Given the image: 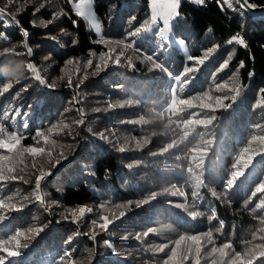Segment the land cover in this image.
Segmentation results:
<instances>
[{
	"label": "trees",
	"instance_id": "16d2710c",
	"mask_svg": "<svg viewBox=\"0 0 264 264\" xmlns=\"http://www.w3.org/2000/svg\"><path fill=\"white\" fill-rule=\"evenodd\" d=\"M83 1L0 0V260L264 264V9Z\"/></svg>",
	"mask_w": 264,
	"mask_h": 264
},
{
	"label": "rangeland",
	"instance_id": "374dc122",
	"mask_svg": "<svg viewBox=\"0 0 264 264\" xmlns=\"http://www.w3.org/2000/svg\"><path fill=\"white\" fill-rule=\"evenodd\" d=\"M149 1V6H150V11L153 15V19L156 21H161L163 23V26H168L170 20L173 18V16L175 15L178 5L182 0H148ZM223 1V5L227 7V5L231 4V0H222ZM237 1V0H236ZM86 2V0H84L83 2H79V4L83 5ZM238 3V1H237ZM80 15H83L85 17V19L88 21L90 27L96 32V34L101 37V34L99 31H97V24L94 18V15L91 11V0H88V2L86 3V5L84 6V9L81 10V12H79ZM46 178H43V181H45ZM83 208V207H79L73 211H71V213L75 212V217L76 218H80V213H79V209ZM85 209V212L82 214V216L86 213H88L87 209ZM74 217V218H75ZM90 221H95V220H91V218H89ZM66 222H72L75 223V227L77 228V224L76 221H71L69 219H66ZM80 231L81 234V230L78 228V232Z\"/></svg>",
	"mask_w": 264,
	"mask_h": 264
},
{
	"label": "snow or ice",
	"instance_id": "6c2138e0",
	"mask_svg": "<svg viewBox=\"0 0 264 264\" xmlns=\"http://www.w3.org/2000/svg\"><path fill=\"white\" fill-rule=\"evenodd\" d=\"M87 2H88V0H86V2H85L83 5H81V4H79V3H76V10H77L78 12H81V10L84 9V6L86 5ZM194 2H195L196 4L199 5V4H203V3H204V0H194ZM239 3H240L241 8H253V9H254V8L256 7L255 5H250V4L248 3V0H239ZM37 11H39V9H37ZM4 15H5L4 11H3V10H0V18H3ZM13 19H14V17H13ZM97 31H99V28H97ZM139 33H140L139 30L136 29L134 32L131 33V36L135 37V36H137ZM25 34H27V33H25ZM237 40H238L237 37H232V39L229 41V43H233V42H236V43H237ZM119 43L123 44L124 42H123V41H119ZM238 44L243 45V44H244L243 39H239ZM127 47H132V45L129 44V45H127ZM121 54H122V53H121ZM206 57H207V54H205V58H206ZM119 59H120V57L117 56V57H116V61L118 62ZM188 59H189V60H192L193 58L191 57V58H188ZM229 59H230V57H229ZM204 62H205L204 59H199V60L196 61V63L201 64V65H202ZM70 63H71V62H70ZM87 64H88V65H91V61H90V60L87 61ZM224 66L226 67L227 64L225 63ZM193 71H194L193 68H188L186 74H187V73H191V72H193ZM40 82H43V81H40ZM260 94H261V96H264V92H261ZM234 98H235V97H234ZM218 106H222V105H219V104H218ZM245 151H247V150H245ZM249 159H250V157H249ZM244 165H245V166L247 165V161H245ZM45 175H47V173H45ZM238 175H240L239 172H237V173L234 174V176H238ZM43 178H44V177L42 176L41 179H43ZM231 183H232V181H229V184H230V185H231ZM261 190L264 191V185H261ZM88 211L90 212L91 210L89 209ZM84 212H85V209H84V208H80V209H79V213H80L81 216H82V214H83ZM72 215H73V217H75V212H73ZM20 235H22V234L19 233L18 236H20ZM14 239H15V238H14ZM5 251L7 252V255H8V256H15V255H17V253H16L15 251H11V250H9V249H5ZM0 264H4V261H3V260H0Z\"/></svg>",
	"mask_w": 264,
	"mask_h": 264
},
{
	"label": "built area",
	"instance_id": "2783aa9c",
	"mask_svg": "<svg viewBox=\"0 0 264 264\" xmlns=\"http://www.w3.org/2000/svg\"><path fill=\"white\" fill-rule=\"evenodd\" d=\"M191 2L195 3L194 0H190ZM210 0H204L203 4H199L201 7H206V5L209 3ZM196 4V3H195ZM235 37L239 38L238 35H235Z\"/></svg>",
	"mask_w": 264,
	"mask_h": 264
},
{
	"label": "water",
	"instance_id": "95a60500",
	"mask_svg": "<svg viewBox=\"0 0 264 264\" xmlns=\"http://www.w3.org/2000/svg\"><path fill=\"white\" fill-rule=\"evenodd\" d=\"M239 2V0H237ZM246 10L248 11H252V12H255V11H259V10H262L264 9L263 7H259V8H254V9H251V8H245Z\"/></svg>",
	"mask_w": 264,
	"mask_h": 264
},
{
	"label": "clouds",
	"instance_id": "9594fccd",
	"mask_svg": "<svg viewBox=\"0 0 264 264\" xmlns=\"http://www.w3.org/2000/svg\"><path fill=\"white\" fill-rule=\"evenodd\" d=\"M28 67H29V68H32V65L29 64ZM10 86H11V85H9V87H10ZM5 91H7V88H5Z\"/></svg>",
	"mask_w": 264,
	"mask_h": 264
},
{
	"label": "bare ground",
	"instance_id": "6f19581e",
	"mask_svg": "<svg viewBox=\"0 0 264 264\" xmlns=\"http://www.w3.org/2000/svg\"><path fill=\"white\" fill-rule=\"evenodd\" d=\"M239 3V2H238ZM240 4V3H239ZM243 9H245V8H243ZM246 10V9H245Z\"/></svg>",
	"mask_w": 264,
	"mask_h": 264
},
{
	"label": "crops",
	"instance_id": "0c3cea01",
	"mask_svg": "<svg viewBox=\"0 0 264 264\" xmlns=\"http://www.w3.org/2000/svg\"><path fill=\"white\" fill-rule=\"evenodd\" d=\"M96 28H98V27L96 26Z\"/></svg>",
	"mask_w": 264,
	"mask_h": 264
}]
</instances>
